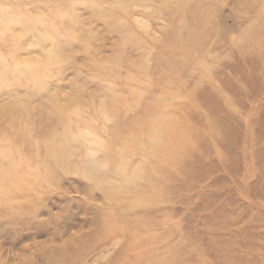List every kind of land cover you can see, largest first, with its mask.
Returning <instances> with one entry per match:
<instances>
[{
	"label": "rangeland",
	"instance_id": "rangeland-1",
	"mask_svg": "<svg viewBox=\"0 0 264 264\" xmlns=\"http://www.w3.org/2000/svg\"><path fill=\"white\" fill-rule=\"evenodd\" d=\"M0 264H264V0H0Z\"/></svg>",
	"mask_w": 264,
	"mask_h": 264
},
{
	"label": "bare ground",
	"instance_id": "bare-ground-1",
	"mask_svg": "<svg viewBox=\"0 0 264 264\" xmlns=\"http://www.w3.org/2000/svg\"><path fill=\"white\" fill-rule=\"evenodd\" d=\"M107 250H108V247H107Z\"/></svg>",
	"mask_w": 264,
	"mask_h": 264
}]
</instances>
